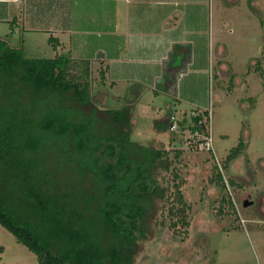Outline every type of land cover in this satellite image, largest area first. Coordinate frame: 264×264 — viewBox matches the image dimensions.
I'll return each instance as SVG.
<instances>
[{"label": "trees", "instance_id": "1", "mask_svg": "<svg viewBox=\"0 0 264 264\" xmlns=\"http://www.w3.org/2000/svg\"><path fill=\"white\" fill-rule=\"evenodd\" d=\"M6 4L0 1V18ZM10 27L0 38V224L40 264H136L166 193L169 150L133 138L129 105H95L90 59L28 56L23 38L11 43ZM49 41L57 47V37ZM100 75L104 81V69ZM208 116L194 111L189 126L204 131ZM246 148L241 139L226 166ZM214 179L225 188L220 171ZM176 191L187 223L179 185Z\"/></svg>", "mask_w": 264, "mask_h": 264}, {"label": "rangeland", "instance_id": "2", "mask_svg": "<svg viewBox=\"0 0 264 264\" xmlns=\"http://www.w3.org/2000/svg\"><path fill=\"white\" fill-rule=\"evenodd\" d=\"M207 4L212 9L209 63L205 65L201 57L191 67L184 65L183 89L159 96L148 89L137 103L141 106L128 104L136 123L133 138L169 150L172 162L161 175L166 193L156 200L158 210L136 264H264V0H208ZM66 22L67 15L61 20ZM14 30L12 44L19 45L23 38L28 56L57 54L50 33L27 31L20 37L24 28L14 26ZM10 31L7 22H0V38ZM183 55L189 52L184 50ZM98 66L96 61L95 70L91 69L93 102L98 107H122L120 102L106 106L103 101ZM123 87L134 94L140 85H108L107 90L114 94ZM197 110H209V120L203 119L206 134L189 126ZM165 116L171 123L163 128ZM210 130L218 159L194 146V140L199 144ZM241 139L247 148L226 166L227 156ZM219 171L225 188L214 179ZM177 185L187 204V223L177 211ZM247 200L252 203L246 205ZM0 264L40 263L0 224Z\"/></svg>", "mask_w": 264, "mask_h": 264}, {"label": "crops", "instance_id": "3", "mask_svg": "<svg viewBox=\"0 0 264 264\" xmlns=\"http://www.w3.org/2000/svg\"><path fill=\"white\" fill-rule=\"evenodd\" d=\"M0 1L7 3L0 22L23 27L20 37L27 31L50 33L58 39L57 54L90 59L92 70L97 61L98 68L105 70L101 92L106 106L110 101L136 105L148 89L158 96L181 90L184 65L191 67L201 57L205 65L209 63L212 9L208 0ZM64 10L67 22L61 23ZM48 22L53 23L48 26ZM184 50L189 56L183 55ZM124 83L140 88L130 90L134 94L127 87L114 94L107 90L108 85L115 88Z\"/></svg>", "mask_w": 264, "mask_h": 264}, {"label": "built area", "instance_id": "4", "mask_svg": "<svg viewBox=\"0 0 264 264\" xmlns=\"http://www.w3.org/2000/svg\"><path fill=\"white\" fill-rule=\"evenodd\" d=\"M207 120H209V116H208V119ZM196 132H199V131H196ZM202 132H204L206 134V132H207V130H206V124H205V130L202 131ZM194 142H195L194 143V146H198L200 149H203L205 151L211 152L213 154V156L218 159V156L216 155V152H215V149H214V140H213V136H212L211 130L209 131V133H207V135L204 137V139L202 141H200L199 144H196L197 141H195V140H194Z\"/></svg>", "mask_w": 264, "mask_h": 264}, {"label": "water", "instance_id": "5", "mask_svg": "<svg viewBox=\"0 0 264 264\" xmlns=\"http://www.w3.org/2000/svg\"><path fill=\"white\" fill-rule=\"evenodd\" d=\"M250 203H252V202L248 201V200L245 202L246 205H249Z\"/></svg>", "mask_w": 264, "mask_h": 264}]
</instances>
